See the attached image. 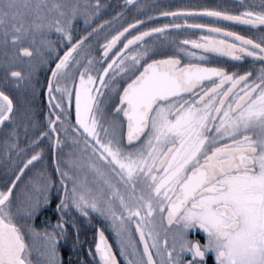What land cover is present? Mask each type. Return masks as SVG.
Masks as SVG:
<instances>
[{"label":"snow or ice","instance_id":"snow-or-ice-1","mask_svg":"<svg viewBox=\"0 0 264 264\" xmlns=\"http://www.w3.org/2000/svg\"><path fill=\"white\" fill-rule=\"evenodd\" d=\"M109 7L0 0V264H264V0Z\"/></svg>","mask_w":264,"mask_h":264},{"label":"flooded vegetation","instance_id":"flooded-vegetation-1","mask_svg":"<svg viewBox=\"0 0 264 264\" xmlns=\"http://www.w3.org/2000/svg\"><path fill=\"white\" fill-rule=\"evenodd\" d=\"M248 2L259 4V0H248ZM106 3L110 5V7L102 14L101 19H107L109 15L114 14L115 11H118L120 6L123 4V0H106ZM139 3L144 5L142 12L137 13L135 10L128 11L125 17L126 21H130L134 16L139 18L141 14L146 15H154L155 12L161 10H172L176 7L180 6H203V7H220L225 5H235L238 3V0H139ZM157 22H165L164 18H157ZM243 30V29H241ZM40 77L43 78L45 75L44 71L41 69L39 73ZM47 101L46 98L41 95H37L34 100V104L36 106L37 112H41L45 109ZM50 204L47 209L44 210L41 215L44 217H54L56 218V213L54 208H51ZM56 219H54L55 221ZM191 235V232L189 233ZM194 237L197 239L203 240V234L197 230V233H193ZM69 260L72 261V264H75L76 259L72 257H68L65 261V264H68ZM206 260L208 264H213V254L209 251L206 255Z\"/></svg>","mask_w":264,"mask_h":264},{"label":"trees","instance_id":"trees-1","mask_svg":"<svg viewBox=\"0 0 264 264\" xmlns=\"http://www.w3.org/2000/svg\"><path fill=\"white\" fill-rule=\"evenodd\" d=\"M110 1H113V0H110ZM51 204H52L51 208H54L55 201L53 200V202ZM46 217H48V216H46ZM44 218L45 217L43 215H41V214L38 215L36 217V224L38 226H40ZM50 218L52 219L53 222H55L54 219H56V218H54V217H50ZM87 235H88V239L90 240L92 237L91 231H89ZM82 239H83V236H82ZM60 251H61V255H62L63 260H66L69 256L76 259V260L78 259L77 255L74 252H71V248H70L69 243H62L61 247H60Z\"/></svg>","mask_w":264,"mask_h":264},{"label":"rangeland","instance_id":"rangeland-1","mask_svg":"<svg viewBox=\"0 0 264 264\" xmlns=\"http://www.w3.org/2000/svg\"><path fill=\"white\" fill-rule=\"evenodd\" d=\"M109 236H110V234H108ZM110 239H111V237H110Z\"/></svg>","mask_w":264,"mask_h":264}]
</instances>
